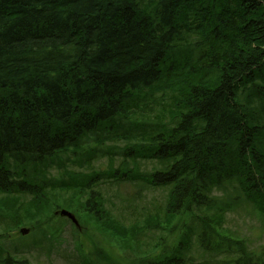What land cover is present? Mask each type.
I'll return each mask as SVG.
<instances>
[{
    "label": "trees",
    "instance_id": "trees-1",
    "mask_svg": "<svg viewBox=\"0 0 264 264\" xmlns=\"http://www.w3.org/2000/svg\"><path fill=\"white\" fill-rule=\"evenodd\" d=\"M120 136L136 142L115 168L66 167L74 155L92 168ZM130 157L152 160L146 181L167 191L144 227L178 219L187 237L141 264H264V246L224 228L222 204L243 196L264 213V0H0V264H31L1 241L74 189L101 228L140 241L142 222L112 215L99 188L137 182ZM42 228L46 241L62 231ZM104 250L85 264H120Z\"/></svg>",
    "mask_w": 264,
    "mask_h": 264
},
{
    "label": "rangeland",
    "instance_id": "rangeland-1",
    "mask_svg": "<svg viewBox=\"0 0 264 264\" xmlns=\"http://www.w3.org/2000/svg\"><path fill=\"white\" fill-rule=\"evenodd\" d=\"M125 138L120 136L113 140H106L103 146L105 150L92 160V168H89L88 164V167L84 166L82 168L72 162L74 155L66 161V167L77 170L80 173L90 170L103 172L110 165L115 168L121 163L124 157L123 152L126 150L128 143L135 144L136 142L131 138ZM98 145L91 143L92 147H89L90 155L95 154L94 152L97 151ZM114 149H116V152H113ZM127 163L128 166L135 167L134 172L140 178L137 182H118L113 178L104 177L100 181L99 188L104 198V205L111 211L112 215L128 225L142 222L144 227L145 222L142 220L147 215L155 214L162 210L167 191L165 188H154L146 181L148 174L157 166L152 160L145 158H136L134 160V158L130 157ZM84 164L86 165V162ZM62 170L63 168H57L54 165L49 169L48 175L58 178ZM217 193L220 194L219 192ZM220 195H222V192ZM63 196L70 199V201L62 203L56 198L57 203L60 205H54L53 203L49 205L50 207L48 206L47 211L45 208V212L43 211L41 216V218L43 217L42 223L40 221L33 228L23 225L8 239L1 241L3 248L8 250L13 257L27 259L31 264H83V262L85 264L90 257L89 251L91 248L99 246L104 248V251L120 264H141L148 256L154 258L155 254H163L164 252L161 250L164 247L166 248L167 244L171 243L173 246L175 245L173 241L177 242L179 239L183 240L184 238L180 233L182 223L185 221L181 222L179 220V222L178 219L167 224L161 221L162 224L160 226L153 223L149 224L148 227H144L137 234V239L140 240L137 242L134 233L127 235L125 238L118 237L113 234L115 231L112 226L104 223V227L101 228L92 220L91 216L85 213L80 204L83 202L85 204L86 194L80 195L79 191L74 189L56 197L61 198ZM228 201L231 202V207H229V203H222L225 206L227 205L228 208L223 221L224 228L244 239V243L251 250L264 246V213L260 210L257 211L243 196L237 197L236 201L233 198H229ZM62 209H67L73 213L78 219V225L67 216L69 220H65L64 215L58 212ZM190 225V222H188V226ZM42 227L48 230H61L60 227H62V231L60 233L55 232L57 234L55 240L52 237L51 239L48 237V241H46L37 232L39 230L43 233ZM73 227L78 231V234H75ZM23 228L25 232L22 231L24 230ZM106 228L109 230H106ZM38 239H40V243ZM184 239H187V237ZM195 239L193 234L189 239V242H191L189 250L185 253L187 257L192 258V263H196L198 261L197 258L207 255L204 254L203 250L198 249ZM163 241L166 244L163 247H159L158 245ZM80 244H82L81 249L78 248ZM101 263L103 264V262Z\"/></svg>",
    "mask_w": 264,
    "mask_h": 264
},
{
    "label": "water",
    "instance_id": "water-1",
    "mask_svg": "<svg viewBox=\"0 0 264 264\" xmlns=\"http://www.w3.org/2000/svg\"><path fill=\"white\" fill-rule=\"evenodd\" d=\"M61 215H64V216H67V217H69L76 225H78V219L76 218V216L73 214V213H71L69 210H67V209H62V210H60V211H58ZM24 229V228H23ZM22 231H24L25 232V229L24 230H22Z\"/></svg>",
    "mask_w": 264,
    "mask_h": 264
}]
</instances>
